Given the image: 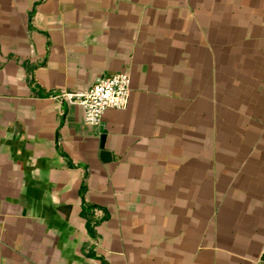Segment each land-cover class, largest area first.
I'll list each match as a JSON object with an SVG mask.
<instances>
[{
  "label": "crops",
  "instance_id": "crops-1",
  "mask_svg": "<svg viewBox=\"0 0 264 264\" xmlns=\"http://www.w3.org/2000/svg\"><path fill=\"white\" fill-rule=\"evenodd\" d=\"M0 264H264V0H0Z\"/></svg>",
  "mask_w": 264,
  "mask_h": 264
},
{
  "label": "built area",
  "instance_id": "built-area-1",
  "mask_svg": "<svg viewBox=\"0 0 264 264\" xmlns=\"http://www.w3.org/2000/svg\"><path fill=\"white\" fill-rule=\"evenodd\" d=\"M129 83V74L118 72L98 77L85 90L64 92L62 96L67 102L79 106L84 123L94 126L100 124L106 111L122 110L128 105Z\"/></svg>",
  "mask_w": 264,
  "mask_h": 264
}]
</instances>
